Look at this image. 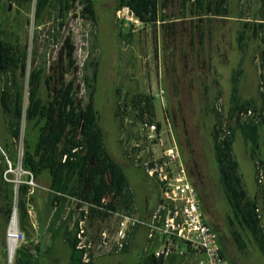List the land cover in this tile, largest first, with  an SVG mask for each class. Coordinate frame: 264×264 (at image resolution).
<instances>
[{
    "label": "rangeland",
    "instance_id": "obj_1",
    "mask_svg": "<svg viewBox=\"0 0 264 264\" xmlns=\"http://www.w3.org/2000/svg\"><path fill=\"white\" fill-rule=\"evenodd\" d=\"M68 2L71 9L65 19L61 18L59 7L50 9L38 26L32 7L0 0V27L20 38L21 48L28 54V74L35 68H45V79L51 80V91L43 87L44 96L54 95L62 83L74 80L78 104L82 105L87 102L82 78L92 76V64H98L95 108L101 118L106 145L127 174L136 197V207L129 216L123 211L111 212L96 206L103 212L97 217L88 216L89 206L83 201H70L64 218L72 214V223L79 221L78 235L81 231L83 233L81 239L77 238L91 248L89 254L94 264H140L146 255V247L149 251L157 249L156 241H148L147 225L154 221L155 215L161 216L163 207L167 209L169 206L165 186L161 183L165 176H172L171 172L177 171L172 164L164 165L165 153L175 145L179 147L186 172H193V177L187 176H190V182L204 205L207 221L218 233L228 257L236 264H264L263 255L252 242H248L247 255H242L228 231L229 205L219 184L212 150L215 118L207 111L213 106L222 115L228 111L231 77L240 65L244 69L241 96L254 100L258 108L262 107L260 77L264 73V28L256 34L252 26L263 22L260 20L264 15L263 0H226L221 4L212 0L214 13L211 14L198 9V0H161L162 19L157 25H145L127 12H122L124 17L118 18L115 11L117 0H92L96 22L82 14L80 0ZM224 8H227V17L219 13ZM62 22L65 25L61 28ZM244 30L246 46L242 52L238 36ZM129 33L132 37H128ZM71 61L75 62L74 66ZM75 66L79 71H75ZM22 83L27 106L32 87L28 77L22 79ZM136 93L155 98L156 120L162 124L159 134L130 120H126L122 128L116 120L115 110L119 102L123 103L125 95ZM168 100L180 112L176 128L184 148L186 146L185 158L173 124L165 122L164 110ZM1 117L6 123L5 116ZM3 126L8 130L7 124ZM27 132L36 134L32 127H27ZM262 145V152L252 162L245 142L238 134L234 151L249 195L260 199L264 226V163L262 165L259 158L264 159V143ZM151 163L157 170L153 176L147 171ZM16 165L8 177L10 182L31 186L25 241H28L38 264H69V248L61 239L54 242L48 229L53 214L47 184L49 173L45 172L36 183L26 182L27 174L19 168L17 144ZM256 178L260 179L261 187ZM82 212H85L83 218ZM122 215L136 221L135 226L130 222L125 232L127 239L123 241V250L129 247L125 252L118 249ZM9 228L10 225L6 228L0 219V264H9ZM52 244L53 248L49 250ZM37 247L39 251L35 250ZM181 249L186 246L182 244ZM203 260V254L180 256L177 252L165 264H200Z\"/></svg>",
    "mask_w": 264,
    "mask_h": 264
},
{
    "label": "trees",
    "instance_id": "obj_2",
    "mask_svg": "<svg viewBox=\"0 0 264 264\" xmlns=\"http://www.w3.org/2000/svg\"><path fill=\"white\" fill-rule=\"evenodd\" d=\"M10 4L32 7L33 0H6ZM161 0H117L115 11L129 9L133 16L145 25H157L162 19ZM226 0H217L225 3ZM82 14L97 21L92 0H80ZM198 9L204 13H214L212 0H198ZM60 8L61 18L69 14L71 7L68 0H37L35 16L38 26L43 22L48 10ZM264 8V0H263ZM222 17L228 16L227 8L222 9ZM209 15V14H207ZM261 24L252 26L257 34L264 28V15ZM64 22L60 24L61 28ZM245 24V27H249ZM251 27H249L250 29ZM128 37H132L129 33ZM246 32L238 36L239 48L245 52ZM17 34L0 27V108L5 118L8 132L15 141L20 137L22 124L25 122V150L21 163L23 171L28 172L25 181L38 182L48 172L50 176V205L53 209L52 219L48 225L53 241L61 239L70 250L69 264H85V249H79V221L72 223V214L64 218L72 199H79L89 206L92 216L101 217L103 212L96 206L111 212L123 211L126 215L135 212L136 197L131 188L124 167L110 153L105 134L100 125V115L95 108L96 82L98 64H92V76L83 77L86 86L87 102L78 104L79 97L75 81L64 82L54 95L44 96L43 87L51 91V80L45 79V68H35L28 74V54L21 48ZM75 62L71 61V66ZM75 71H79L75 66ZM244 75L240 65L231 77V99L228 111L222 115L217 107L207 111L215 118L213 134V153L219 173V184L229 205L226 224L230 236L242 255L248 253V242H252L264 257V226L261 214V202L258 197L249 195L245 186L240 164L236 158L234 146L238 134L243 138L250 159L262 152L264 130V73L261 74L262 107L258 108L254 100H247L240 94V84ZM28 77L32 87L29 103L25 106V93L22 79ZM155 98L143 94H127L123 103L119 102L115 118L124 128V122L156 126L159 134L162 124L156 120ZM251 115L248 116V113ZM244 118V119H243ZM29 125V126H28ZM132 125H130L131 127ZM27 127H32L37 134L36 142L29 140ZM32 132V133H33ZM16 151V150H15ZM8 158V159H7ZM260 158V163L264 159ZM8 160L16 169L14 150H0V219L7 228L16 209L19 229L26 235V225L30 218L31 186L16 185L8 182L4 174L9 170ZM263 165V164H262ZM151 163L149 169H154ZM256 168V166L254 165ZM148 171V170H147ZM11 174L8 175V177ZM260 179L256 183L261 187ZM161 185H165L163 182ZM107 202H105V201ZM165 217L166 211L161 210ZM82 218L85 212H82ZM72 225V226H71ZM211 225V224H210ZM212 227V225H211ZM213 228V227H212ZM222 256L229 264H236L227 255L220 241ZM53 248V244L49 250ZM129 247L123 250L127 251ZM39 251L37 247L35 249ZM155 248L145 253L140 264H165L169 258L157 257ZM197 253V252H194ZM174 255L170 257L172 259ZM13 264H38L28 241L16 250ZM88 264H94L91 259Z\"/></svg>",
    "mask_w": 264,
    "mask_h": 264
},
{
    "label": "built area",
    "instance_id": "obj_3",
    "mask_svg": "<svg viewBox=\"0 0 264 264\" xmlns=\"http://www.w3.org/2000/svg\"><path fill=\"white\" fill-rule=\"evenodd\" d=\"M37 0H33L32 8L35 11ZM122 12L130 13L129 9H124L118 12V18L124 17ZM251 112L248 113V116ZM23 126V124H22ZM151 130L155 131L156 126H151ZM17 150H19V168L21 167L24 150H25V122L24 128L21 131L20 137L16 140ZM164 165H174L177 168L176 172H171L172 176H165L162 182L165 184V195L169 201V206L166 209V215L154 216V221L147 225L149 229L148 241L154 243L156 241L157 249L155 250L156 256L170 258L179 252L180 256H188L192 254H203L205 260L200 264H229L228 261L221 254V247L218 241V236L207 221L206 215L202 209L198 193L194 185L189 181L187 172L181 162L179 150L175 146L173 149L165 153ZM9 170L5 174V179L10 182L8 175L12 172V164L8 160ZM155 169L148 170L150 176H153ZM177 176V177H175ZM21 183V182H17ZM16 183V184H17ZM33 183V181H32ZM122 221L119 224L118 234L121 242L118 243L119 251L124 249L123 241L127 239L129 224L135 226L136 221L128 216L122 215ZM142 224V222H140ZM145 223V222H144ZM81 233L78 238L81 239ZM8 244H9V231H8ZM103 240L106 239V234H103ZM25 236L19 230L18 244L25 243ZM185 245L186 249L182 250L181 245ZM19 245V246H20ZM17 246V248L19 247ZM9 248V247H8ZM79 249H85L84 263L88 264L91 260L89 249L80 241ZM145 252H149V248H145ZM197 252V253H194ZM15 256V254H14ZM14 259L11 261V253L9 250V264H13Z\"/></svg>",
    "mask_w": 264,
    "mask_h": 264
},
{
    "label": "flooded vegetation",
    "instance_id": "obj_4",
    "mask_svg": "<svg viewBox=\"0 0 264 264\" xmlns=\"http://www.w3.org/2000/svg\"><path fill=\"white\" fill-rule=\"evenodd\" d=\"M175 107H176L175 105L171 104L170 100L167 101V105L165 106V110H164L165 122L168 123V124H170V122H171L173 124L174 130H175V133H176V137H177V139H178V141L180 143V146H181L182 156L185 158L184 152H185L186 146L184 148V145L182 144L183 142L181 141V138H180V133L178 132V130L176 128V122H177V118L180 117V112H178ZM181 118H182V116H181ZM214 134H215V131H214ZM178 148L179 147H177V149ZM212 150H213V137H212ZM189 174H190L191 177H193V172L192 171H189V173L187 171V175H189ZM190 176H188L189 181H190V178H189ZM200 202H201V199H200ZM201 206H202V209L204 211L205 208H204V205H202V202H201Z\"/></svg>",
    "mask_w": 264,
    "mask_h": 264
},
{
    "label": "crops",
    "instance_id": "obj_5",
    "mask_svg": "<svg viewBox=\"0 0 264 264\" xmlns=\"http://www.w3.org/2000/svg\"><path fill=\"white\" fill-rule=\"evenodd\" d=\"M3 116V114H1ZM0 115V150H14V154L16 153V145L15 141L11 138L8 130H6V126L4 127L3 125L6 124L3 120V117ZM37 139V134L30 135L29 140L32 142H36ZM8 159V158H7ZM47 184H50V180L47 181Z\"/></svg>",
    "mask_w": 264,
    "mask_h": 264
},
{
    "label": "bare ground",
    "instance_id": "obj_6",
    "mask_svg": "<svg viewBox=\"0 0 264 264\" xmlns=\"http://www.w3.org/2000/svg\"><path fill=\"white\" fill-rule=\"evenodd\" d=\"M19 240V224L17 214H14L9 228V250L13 257L16 253Z\"/></svg>",
    "mask_w": 264,
    "mask_h": 264
},
{
    "label": "water",
    "instance_id": "obj_7",
    "mask_svg": "<svg viewBox=\"0 0 264 264\" xmlns=\"http://www.w3.org/2000/svg\"><path fill=\"white\" fill-rule=\"evenodd\" d=\"M15 183H17V182H15ZM14 214H17V210H16V209H15L14 212H13V215H14ZM17 217H18V215H17ZM8 247H9V244H8ZM13 259H14V256H13V257L11 256V261H12Z\"/></svg>",
    "mask_w": 264,
    "mask_h": 264
}]
</instances>
